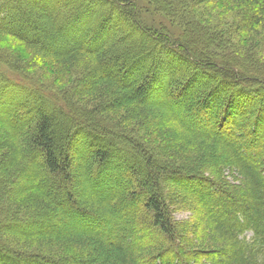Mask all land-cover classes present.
Listing matches in <instances>:
<instances>
[{
    "label": "trees",
    "instance_id": "1",
    "mask_svg": "<svg viewBox=\"0 0 264 264\" xmlns=\"http://www.w3.org/2000/svg\"><path fill=\"white\" fill-rule=\"evenodd\" d=\"M43 1L47 5L40 6L36 0H0V32L39 50L46 57L66 58L70 68L69 62L77 54L95 57L98 62L94 67L96 74L81 83L82 89L75 99L80 104L79 107L75 105L77 108L66 99L63 100L65 107L50 106L43 92L31 91L30 86H24L26 82L12 79L16 71L14 66L4 63L8 74L0 67V107L8 115L11 102L15 100L7 99L6 88L27 93L30 100L33 98L38 103L34 106V114L21 106L26 110L21 118L29 122L27 128L12 130L0 142V264H203V260L208 264H264V151L260 153L264 144L254 142V147L250 145L252 152L258 146L259 151L248 159L246 142L247 137L259 140L264 136L258 133L264 118V62L259 64L252 60V56L255 59L258 56L252 42L241 44L238 50L229 47L233 45V40L229 39L235 35L264 31V0H149L155 12L165 14L173 26L178 24L182 30L178 40L170 43L165 31L154 33L155 30L141 23L134 6H128L126 0H105L108 4L106 15L95 19L86 12L94 3L102 4L104 0H80L82 2L78 3L83 9L65 15L66 10H72V3L63 8L60 0ZM208 2L239 8L242 22L230 34L204 25L193 9ZM40 14L56 21L54 28L35 21ZM84 14L88 16L87 22ZM61 18L63 20L58 21ZM260 38L263 40L257 48L264 52V35ZM212 42L222 49L239 52L240 56L224 53V60H216L207 51ZM245 57H251L248 59L253 64ZM177 63L184 66L174 72ZM97 76L100 82L108 80L112 85L95 88L98 85L90 81ZM113 89L120 90L123 96ZM117 97L126 105L118 106ZM150 97L152 100H147ZM161 97L164 102H156V98ZM127 105L137 110L132 115L134 127H147L143 137L137 136L139 141L141 139L138 148L117 142L116 137L125 136L128 127L121 123L120 126L112 125L106 115ZM152 107L162 114L152 111ZM70 108L72 111L68 110ZM56 109L59 114H55ZM183 114L187 117L185 121L180 117ZM242 115L244 121L240 118ZM6 116L4 119L9 120ZM95 116L96 119H92ZM247 118L250 120L245 122ZM165 120L172 124L167 132L165 128L170 127H165ZM188 120H196L202 125L201 129L188 130ZM93 126L102 129L96 131L91 129ZM213 126L217 127L218 138L207 132ZM154 130L165 145L164 154L153 151V142L146 140L148 132ZM80 134L86 138L87 145L79 143ZM4 135L1 134L0 139ZM226 135L230 140L226 138L228 142L221 144L220 137ZM209 144L216 146V151ZM32 152L38 161L30 169ZM74 152L83 160L86 158L81 172L85 178L95 181L96 196L91 200L102 206L104 212L98 215L83 210L76 204L78 198L66 195L67 210L73 212L70 219L84 225L91 221L102 227L105 225L107 234L102 230L93 236L82 231V234L68 236L69 240L67 236L54 237L66 238L61 241L66 246H62L63 251H57L60 254L56 256L21 252L8 246L4 239L7 234L16 236L15 239L51 235L34 229L56 220L52 215L57 211L45 199L59 207L61 202L57 201L64 199L63 190L60 187L50 191L46 187L57 181L65 186L73 183ZM140 161L145 167L146 178L136 167ZM114 165L120 169L118 173L112 172ZM39 169L46 176L31 182L44 198L39 194L33 199L25 198L28 194L21 182L28 173H39ZM225 170L232 177L230 179H240L244 188L224 180ZM167 180L169 185L175 184L179 189H168L164 186ZM109 181V188L101 186ZM188 187L195 191L204 189L203 193L211 191L220 200L213 205L216 210L210 208L208 222H204L200 210L205 208L201 202L205 195L199 194L200 201H196L185 190ZM139 198L142 199V215L140 211L134 216L124 212L119 221L112 219L120 205L135 204ZM51 209L53 213L50 214ZM180 209H189L198 218L194 223L191 220L177 223L173 214ZM140 218L144 226L146 223L149 226L147 231H152L157 239L134 247V234L142 232L137 229ZM129 223L136 231L126 229ZM250 231L253 236L247 238ZM194 237L202 242L198 244L201 249L190 253L189 239Z\"/></svg>",
    "mask_w": 264,
    "mask_h": 264
},
{
    "label": "rangeland",
    "instance_id": "2",
    "mask_svg": "<svg viewBox=\"0 0 264 264\" xmlns=\"http://www.w3.org/2000/svg\"><path fill=\"white\" fill-rule=\"evenodd\" d=\"M36 1H37V4L40 6H42V4L47 5L46 4L47 2L45 3V1H43V0H36ZM107 1L108 0H106V2ZM118 1H121V0H118ZM122 1H124V0H122ZM126 1H128V6H130V5L134 6L133 7L134 11H135V13H138V17H139L140 22L143 23L146 27H148L151 30H155V31H153L154 33L165 31V34L167 35L166 38L169 39L168 40L169 43L171 40H178V38L181 36L182 30L179 27H177L178 24L173 26L171 24L173 22L170 21V19L165 14H162L161 12H157V11L155 12V8L150 3L149 0H126ZM59 2L61 3L63 8H65L67 6V3L73 4L74 10H73V8H70L72 10H66V12L63 13L64 15L69 14L71 11H72V13L73 12L76 13L78 8H79V11L83 9L80 7V4L78 3V2H80V3L82 2L80 0H60ZM106 2L104 0L102 2V4L94 3L92 6H90L89 10L86 12V15H91L94 19L101 16L102 14L106 15L107 9H108V7L105 8L106 6H108V4H106ZM241 9H243V8H241ZM34 11L39 12L38 10H34ZM193 12L197 13V16L202 20V23L204 25H207L208 27H210L212 29L215 28V29H218L219 31H223V33H226V34H230V31L234 30L236 25L240 24L242 22L240 17H239L240 13H241V10H239V8H235V7L228 8V6H226L225 4L220 3V2H208V3L198 4L196 6V8L193 9ZM78 13H80V12H78ZM86 15L84 14L83 16H85V21L87 22L88 16H86ZM63 18H66V16H64ZM63 18L59 19L58 21L63 20ZM41 19H44V21L43 20L40 21ZM90 19L91 18H89V20ZM120 19H121L120 20L121 22H123V23L125 22L122 18H120ZM35 21H38L39 24H45L46 26H49L51 28H54V26L56 25L55 24L56 21L53 22L50 18L47 17V15H44V14L43 15L40 14L35 19ZM241 34H242V36L235 35L234 37H231V39H229L231 41L233 40L232 44L236 45L237 47H235L233 45L229 46V47H234L235 50L236 49L238 50V49H240L239 46H242L241 44H244V43L250 44L252 42L253 43L252 46L256 47V51H257V54L259 56V57L256 56L257 59L253 58V56H252V60L256 63L262 64L264 62V52H262L261 49H259L260 47L257 48V46H258L257 44H259V41L263 40L260 38V35H264V31L260 30L259 33L249 32V33H241ZM60 44H61V47H64L63 43H60ZM212 44L213 45H211L207 51L211 52L213 54V56L215 58H217L216 60H224L225 59L224 53H230V55L232 54L233 57L238 58L239 52L238 53L233 52L232 49L229 50L228 48L222 49L221 47L218 46V44H215L213 42H212ZM263 49H264V47H262V50ZM248 58H251V57H245L244 59L247 60L249 63H252L251 60ZM240 59H242V58H240ZM66 61H68V60H66V58L55 57L52 55H50L49 57L48 56L46 57V55H44V53H42V52L40 53L39 50L28 47L25 44H23L21 41L16 39L15 37L8 36V35L4 34L3 32H0V63L3 64V65L0 64V67L4 70V72L6 74H8V72L6 71L4 65L10 63L12 66H14V68H16V71L14 72L12 79H16V80L21 81V82H26V84L24 86L25 87L30 86L29 88L31 91L33 89H35V90H39L40 92H43L45 97L48 99V101H50V104H49L50 106H51V104H54L55 106L62 105L63 107H65V105L63 104L64 103L63 100L66 99V102L67 101L71 102L73 108L75 105L79 107L80 104L77 103L78 101L76 102L75 99H78V96H79L80 91L82 89L81 83L84 80H88L90 77H92L93 75L96 74L95 73L96 69L94 67L96 66L98 60L95 57H90L89 55L77 54L75 59L73 61L69 62L70 65H72V68H70L69 65L66 64ZM183 66L184 65H182V64L178 65V63H177L174 72L180 70L181 67L183 68ZM103 73L106 74L107 71L105 70ZM90 83L98 85V86H95V88L96 87H107L108 85H110V86L112 85L111 82H109L108 80H101V82H100L98 79V76L96 77V79L94 81L93 80L90 81ZM8 89H9L8 91H7V88L4 90L7 99L10 100V98L12 97V98H14L15 101L11 102L12 105L9 107L10 111H11L10 115H8L4 111V109L0 107V135L5 134L0 139L1 143L4 141V138H6V136H8L10 134V132L12 130L19 129V128H22V129L27 128V125L29 124V122H27V120L22 121V118H21V115H25L27 109L32 114H34V112L36 113V109L34 106H36L37 102L35 103L33 101L32 97H31L32 100H30L29 99L30 97L28 96L27 93H23L22 91H19V90L16 91V89L15 90L10 89V88H8ZM112 91L116 92L117 94L118 93L120 94V90L114 91V89H113ZM120 95L123 96V94H120ZM74 96H75V98H74ZM82 98H83V96H82ZM0 99H1V97H0ZM80 99H81V97H80ZM119 99L120 98L117 97V101H120L118 106L126 105V104H124L125 102H121V100H119ZM149 99L152 100L151 97L147 98V100H149ZM156 99H157V101L156 100H154V101L159 102V103L164 102V101H161L162 97L156 98ZM82 100L85 101L86 99H82ZM89 100L93 101V99L91 97L89 98ZM19 103H22V104H19ZM91 104H92V102L88 104L89 108H91V106H90ZM135 104H137V103H135ZM22 105H24L26 110H23V108H21ZM73 108H70L68 110L72 111ZM151 109L154 112H158L160 115L162 114L161 112H159L160 110L156 109L155 107H152ZM254 109H256V108H254ZM62 110H64V109H62ZM170 110H171V108H170ZM64 111L66 113H68L66 110H64ZM136 111L137 110H136V108L133 107V105L132 106L127 105V106L118 108L114 114L113 113L106 114L107 117L111 120L110 122L112 125H119L120 126V123H121L123 126L128 127V129L125 130L127 132L125 136L119 135V137H116V140L119 144L126 145V146L133 145V147H135V148L139 147V142L141 141V139L139 141L137 136L140 138L143 137L142 136L144 134L143 132H145V129H147V127H143V126L134 127V124H132L133 123L132 120H134V119H132V115L134 112L136 113ZM59 113H60V111L58 109H56L55 114H59ZM6 115H8V116H6ZM4 116L8 117L9 120H7V119L5 120ZM243 116L244 115L240 116V118H242ZM180 117H181V119H184L183 121H185L187 118L184 114L182 116L180 115ZM254 117H255V115L253 114V118ZM92 119H96V116L92 117ZM242 120L244 121V117L242 118ZM249 120L250 119L247 118V121H245V122H248ZM165 121H167L165 127H167V126L170 127V128H165V130L167 132V130H170L172 128V124H170L168 122V120H165ZM93 122H96V121H93ZM261 122L263 125L260 127V130L258 131V133L261 135H264V118L261 120ZM241 124L243 126L244 122ZM57 126L58 125H56V127ZM158 126H160V125H158ZM201 126L202 125L199 124L196 120H193L190 123L186 122V127L188 128V130L193 131V132H194V130L199 131L201 129ZM96 127L93 126L92 128L91 127L90 128L91 129L95 128L96 131H100L102 129V128H100V126L99 127L96 126ZM216 129H217V127H216ZM216 129L213 126L212 128H208L207 132H209V134L212 135L213 137L218 138L217 137L218 133H216ZM155 131L156 130H154L153 132H148V134L146 132V134L148 135L146 140L153 142L151 145V148L153 151L154 150H156V152L161 151V153L164 154V152H165L164 146L165 145L162 141L159 140V136ZM202 132H204V131H202ZM175 134H177V132H175L174 135ZM229 134H230V132H229ZM83 136L80 134V137H82V138L79 141V143L81 142L82 145H85V144L87 145L86 138ZM218 136H219V134H218ZM228 137H230V136L226 135V136L220 137L221 144L222 143L225 144L226 142H228L227 139L230 140V138H228ZM261 140L264 141V136L260 137L259 140L257 138H254V137H247L246 142L248 143V150H249L248 151L249 152L248 153L249 154L248 159L253 158V153L259 151V146H258L256 148V150L254 152H252V150L250 149V145L254 147V145H253L254 142H260L259 145L262 146L264 144V142H261ZM209 145L213 151H216V146H213L211 144H209ZM85 148H87V147H85ZM85 148H83V149H85ZM263 151L264 150H262L260 153H262ZM32 155L34 158L32 157L33 159L29 160V163H28L30 169H33V167L36 166L35 164L38 161L37 156L34 154V152H32ZM86 156H87V154L84 155V157H86ZM85 159L86 158H84V160ZM84 160L81 158L79 153L74 152V155H73L74 174L72 176L74 181L72 184H70L69 186L68 185L65 186V185H62L60 181H57L55 184L52 183L46 187L47 188L46 190L49 189L50 191H52L54 188H60L61 187V189L63 190V197H64V199L62 198V200L57 199L58 203L61 202L59 204V207L57 205L51 203V201L49 199H45L49 205L51 204L52 209L54 211L55 210L57 211L56 214H54L53 210L52 209L50 210V214L53 213L52 217L55 218L56 220L54 221V223L49 222L47 224H40V226H37V228L34 229V231L44 230L45 232H48L51 235L48 234L45 236L42 235V236H37V237H28V238H23V239L22 238H16L15 239L16 236H14L12 234H7V238L5 236L4 239H6V244H8V246H10L11 248H13L15 250L17 249L18 251H21V252L36 251V252H40L42 254H47V255L51 254V255L56 256V254L57 255L60 254L57 251H59V252L63 251L62 246H66V245L61 241H63V239H66V238H67V240H69L68 238H70V237H68V236H74L77 234H82L83 232H87V233L95 236V235L101 233L102 230H103V232L106 231L105 225L102 227L100 225L94 224V222H92V221L87 222V224L84 225L83 223L81 224L80 221H78V220H71L70 214H73V212H69L67 210L68 202L65 201V198H66L65 196L66 195L67 196L72 195L73 197L78 198L79 203L76 202V204H78V206L80 205V207H82L83 210H87L90 213H95L98 215L104 212V208L102 206H100L99 204H96L95 202H92L93 200H91L94 196H96L95 186H94L95 181H93L92 179H87L82 175L81 164L86 162ZM136 167H138L140 169L142 177L146 178L147 174L145 172V167L141 163V161L136 165ZM119 170L120 169H118L115 165L112 167V172L118 173ZM39 171L40 172L36 173V175H34V174L29 175V173H28V177H26L25 180H23L21 182V184H23V188H25L23 190L28 194L25 196V198L30 197L33 199V198L38 197V194L42 197V195L40 194L41 192L40 191L38 192V190L34 186H32V182H31V181L36 180V179L37 180H39L40 178L42 179V177L46 176V174L43 170L39 169ZM232 174L234 176H236V174L234 172ZM222 175H223L222 178L224 180L234 184L235 186L242 185V187L244 188L240 179L239 180L237 179L236 181L233 179H230L232 177L229 176V173L227 170L223 171ZM10 176H11L10 178L12 180L13 177H12V175H10ZM10 178H9V180H10ZM112 181H113V179H112ZM110 183H111V181H109V183H103L101 186L109 188ZM164 186H166L168 189H170V187H171V190L179 189V187H177L175 184H174V186L169 185L168 180ZM185 190L196 201H198V200L200 201L199 194L202 196L205 195L203 197L204 199H201V202H203L205 208H200V210H201L202 219L204 220L205 223L208 222V219H209L208 215H209V213H212L210 208L215 209V207L213 205H215L216 202L220 203L219 202L220 200L218 198H215L214 193H212L211 191L207 192V193L205 192L206 193L205 194V193H203L204 189L198 190V187H197L198 191H195V189H192L189 187L185 188ZM105 195H107V194H105ZM103 197H104L103 198L104 200L107 199L106 196H103ZM42 198H44V196ZM215 199H217V200H215ZM82 200L84 201L83 204L80 203ZM139 200L140 201H136L135 204H131V202H127V203H125L126 205L125 204L120 205V208L119 209L117 208L118 210L114 211L116 213L114 215L116 218L113 216L112 219L119 221L120 218L123 217L124 212H127V214L129 216L130 215L134 216V215H138V211H140V215H142L143 209L140 206L142 199L139 198ZM132 203H134V202H132ZM59 209L61 210L62 214L60 213ZM220 210L218 209L217 211H220ZM117 217H118V219H117ZM173 217L177 223L178 222L187 223L188 221L190 222V220L192 221V223H194L195 219L198 218L197 215L195 216L194 213L192 211H190L189 209H180L173 214ZM143 218H144V216H143ZM143 220L145 221V219H143ZM148 222H150V221L148 220ZM108 223H110V220L107 221V224ZM145 223H146V221H145ZM126 226H127L126 229L130 230V232L136 231V230H133L134 227L130 223ZM148 228H149V226L147 225V223L144 226L143 221L140 218V221L137 224V229H140L142 232L134 234V242H133L134 247H137V246L141 247L147 243L155 242L154 240H156L157 237L155 236V234L152 231H150V232L147 231ZM105 233L107 234V232H105ZM8 236H10V237H8ZM57 236H67V237L62 238V239L54 238ZM246 236H247V238H250L253 236V233L250 231L246 234ZM192 240L194 241V243H192L193 242ZM189 241H190L189 242L190 243V250L188 252L194 253V252L198 251V249L200 248L199 245L202 244V242H200V239L194 237L192 239L190 238ZM202 263L208 264L207 261H205V260H203ZM190 264H192V263L190 262Z\"/></svg>",
    "mask_w": 264,
    "mask_h": 264
}]
</instances>
